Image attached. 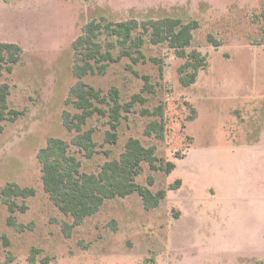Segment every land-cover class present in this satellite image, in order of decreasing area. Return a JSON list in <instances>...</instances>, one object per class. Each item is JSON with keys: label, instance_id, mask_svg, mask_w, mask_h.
Masks as SVG:
<instances>
[{"label": "rangeland", "instance_id": "obj_1", "mask_svg": "<svg viewBox=\"0 0 264 264\" xmlns=\"http://www.w3.org/2000/svg\"><path fill=\"white\" fill-rule=\"evenodd\" d=\"M263 10L264 0H0V43L22 50L13 72L0 75V85L10 87V108L25 111L0 137V235L9 240L0 241V261L29 264L33 248L39 250L36 264L264 261ZM101 17L196 21L187 52H200L207 66L185 87L180 68L187 60L167 44L147 45L146 62L133 66L142 77L127 69L129 59L111 64L103 76L85 77V84L104 94L117 87L122 103L134 94L146 99L124 115L116 145L104 144L108 119L90 118L84 131L94 130L97 153L87 158L72 144L76 133L66 129L63 115L76 112L66 102L78 82L72 44L87 23ZM144 76L152 91L143 90ZM159 106L162 140L145 134L155 117L142 115ZM50 138L64 140L86 173L119 159L129 138L154 147L163 170L144 162L136 183L154 194L165 190V199L151 210L138 193L106 200L97 214L73 226L44 190L37 155ZM168 163L175 165L170 173ZM178 180L180 187L171 189ZM12 183L35 190L16 199L25 212L11 213L1 198ZM10 217L24 229L11 226Z\"/></svg>", "mask_w": 264, "mask_h": 264}, {"label": "trees", "instance_id": "obj_2", "mask_svg": "<svg viewBox=\"0 0 264 264\" xmlns=\"http://www.w3.org/2000/svg\"><path fill=\"white\" fill-rule=\"evenodd\" d=\"M264 30V10L261 14ZM198 28L196 21L183 22L181 19L165 18L138 22L129 20L125 22L108 21L105 17L91 20L83 28L81 35L73 42L75 52L74 75L77 84L71 88L67 104H72L76 112H65L63 123L70 132L76 135L72 144L83 150L87 158L97 153V143L94 141V130L84 131L88 120L95 115L108 119L110 130L106 132L104 144L116 145L119 139L117 129L124 115L131 112L135 104H144L146 99L141 94H134L130 101L121 102L120 90L112 87L107 94L102 89L85 84L82 80L87 76H103L111 64L129 59L127 69L136 77L142 75L133 68L134 65L146 62L145 47L147 45L167 44L175 51L178 57L186 59L180 68L182 74L180 81L188 87L196 82L198 72L207 66L205 56L197 50L187 52L192 46L194 31ZM214 41V40H213ZM214 46H220L214 41ZM20 46L12 43H0V75L3 72L12 73L15 65L21 59ZM157 61L156 59H153ZM192 69V72H186ZM143 90H153L149 77L144 76ZM10 87L8 84L0 85V137L7 123H13L24 115L25 111L12 109L9 105ZM143 116L155 117L145 130L147 136L154 135L157 139L164 138V125L162 123L163 107H157L153 112L147 109L142 111ZM68 144L57 138H50L37 158L42 164V181L45 192L51 201L66 216L73 219V226L81 225L84 220L97 214L106 200L117 197L125 198L138 193L143 200L144 208L151 210L157 208L166 197V191L160 190L154 194L148 187L136 183V177L142 171V163L150 165L151 170H163L158 165L154 147H145L135 138H129L119 159L106 161L98 173L81 171V162L69 154ZM108 155V151H106ZM175 168L168 163L167 172ZM149 184L153 178L148 179ZM180 180L171 186L179 188ZM35 194L32 188H21L12 183L1 190V198L11 213L25 212L26 205H19L16 199H26ZM11 226L23 230L24 226L17 225L12 217L9 218ZM0 241L6 245L9 240L0 235ZM39 250L32 249L29 264H36ZM10 260L0 264H10ZM45 262V261H44ZM256 264H264L260 261Z\"/></svg>", "mask_w": 264, "mask_h": 264}]
</instances>
